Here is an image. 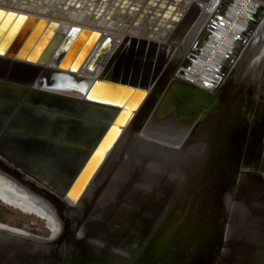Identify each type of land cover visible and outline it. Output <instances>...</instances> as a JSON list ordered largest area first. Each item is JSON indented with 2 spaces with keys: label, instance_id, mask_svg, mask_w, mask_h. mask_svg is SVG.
<instances>
[{
  "label": "water",
  "instance_id": "obj_1",
  "mask_svg": "<svg viewBox=\"0 0 264 264\" xmlns=\"http://www.w3.org/2000/svg\"><path fill=\"white\" fill-rule=\"evenodd\" d=\"M10 1L13 5L21 1L22 9L28 3H43L48 8L55 2L58 9H62V13L69 12L72 7L79 13L84 8L86 15L92 14L93 20L102 17L109 22L111 28L117 27L121 30L128 27L130 18L144 3V0ZM175 1L164 4V12L155 13L151 9L153 6L150 0V7H146L142 16L134 22L131 31H135L151 13V17L156 16L155 31L164 28L165 21L169 18L175 22L179 12L183 10ZM254 1L245 8L240 19L230 29L232 14L239 11L244 2L232 0L228 9H220L209 19L208 22L216 23L211 27L212 30L202 40L196 39L190 46V60L185 72L195 75L207 65L205 75L197 85L175 81L162 94L166 79L173 73L175 64L172 62L168 65L167 73L162 78L160 76L166 72L164 64L158 69L157 78L152 83L155 87L149 93L150 96L147 95L151 100L150 104L141 112L142 116L137 122L141 125L145 120L152 119L153 122H165L164 128L174 125L181 129L180 132L176 131L181 136L180 139H158L153 142L143 140L139 138L140 127L126 130L127 135L122 132L121 127L126 123L129 125L128 119L131 117L132 120L140 112V103L145 97L138 94V91L143 92L145 83L143 85L138 79L143 78L149 69L147 60L143 62L140 56L142 51L139 48L137 50L131 46L126 53L121 48L115 49L118 40L116 36L108 35L96 45V53L88 65L89 72L95 76L102 64L106 60L108 62L102 77L98 79L75 75L73 68L75 63L81 62L94 37L98 35L97 32L91 34L89 42L87 41L74 60L72 71L54 72L39 67H27L23 71L18 65L3 63L5 72L12 71L15 67L17 70L13 72L14 75L22 73L33 84L15 82L19 81L18 78L15 81H0V173L41 199L54 212L60 223V231L57 236L52 233L49 237H41L0 223V264H110L113 260H131L132 264H249L250 257V264H255L253 259L257 257V250L251 252L242 249L247 240H254L255 243L260 241V251L264 250L262 230H254L259 225L263 229L264 225V76L258 82L245 81V85L238 87V91L231 80V72L239 62L242 49L250 43L264 22V0ZM162 5L163 3L160 7ZM195 7L191 18L180 31L185 32L192 18L200 16L201 6ZM172 9L175 11L170 17L169 12ZM0 18L3 19L0 24V38L9 26L8 33L0 40V52L8 47L7 41L12 38L13 42L8 48L11 51L16 50L24 37L31 32L17 52L10 53L14 58L27 54L30 45L39 35L41 25L45 24L44 20H39L28 28L29 22L35 21L34 18L27 19L26 15L3 9H0ZM245 19L252 20L248 31L245 28ZM6 22L7 26L4 28ZM85 32L71 28L54 56L47 60H50L49 64H52L61 50L67 49L65 45L72 41L76 33L78 35L75 43ZM225 34L224 42L215 50L219 39ZM57 36L38 60L45 61L60 38ZM190 36L193 37L192 34ZM41 40L27 60L39 48ZM212 55L213 58L207 63ZM25 61L26 59L23 63L28 66V61ZM110 71L111 76L105 79L106 73ZM248 88L251 90L248 91ZM229 89L236 91L235 96L239 98L251 93V118L246 121L243 118L238 120L236 129L230 130L226 140L220 144L219 150L222 149L223 152L224 149V157L218 160L217 155L210 161L213 185L207 191L212 197L209 201V220L200 222L202 227H206L207 231L204 233L207 235L203 241L194 244L181 236L183 231L180 235L171 236L172 201L177 193H181V188L185 186L190 175L186 173L184 176L177 168L180 165L184 168L187 166L189 172L195 173V167L205 160L203 142L198 150L195 145L188 147L187 140L190 136L197 142L203 138L200 132L195 133V128H192L194 120L197 121L196 117L202 112L204 105L207 109L210 108ZM65 91L78 95H68ZM199 120H202L201 117ZM187 129L191 131L188 133ZM255 129L259 131V145L252 149L248 138L253 137ZM187 134L190 135L188 138ZM137 141L145 145L142 151L135 149ZM113 153L115 157H119V161L127 163L123 176H114L112 161L101 172ZM156 159L162 166L171 164L172 173L167 178L176 191L167 204H164V199L160 200L155 211L157 217L155 212L152 217L148 216L152 218V223L151 226L144 225V233L137 228L133 235L129 233V239L125 234L122 240L118 239L116 235L117 231L121 232V221L114 215L116 210L111 213L114 207L110 209V204H118L115 201L120 194L119 188L133 170H140L144 177L143 180H136L128 189L135 192L154 188L153 180L151 182L145 179L149 176L154 179V173L161 170V167L152 165ZM226 170L231 178H235L230 188L223 185V179L216 178V173ZM246 171L254 172L256 181L250 180ZM102 180H105L104 183L99 184ZM113 186L115 188L112 189ZM95 187H98L97 192ZM217 187H220L219 190L222 188L220 192L218 189L214 190ZM89 190L94 191V197L90 200L86 199ZM106 192L109 194L108 199L103 203L98 202ZM92 220L95 223L90 224ZM99 220L104 225L102 236H97L99 233L95 235L94 232L98 231L92 230ZM128 230L130 232L132 227ZM259 237L261 239L257 240ZM238 241L241 242V247H238ZM195 246H198L196 254L190 255Z\"/></svg>",
  "mask_w": 264,
  "mask_h": 264
},
{
  "label": "bare ground",
  "instance_id": "obj_2",
  "mask_svg": "<svg viewBox=\"0 0 264 264\" xmlns=\"http://www.w3.org/2000/svg\"><path fill=\"white\" fill-rule=\"evenodd\" d=\"M149 1L150 0H144V3L142 4V6H140V9L138 11L136 10L134 16L132 18H130V21L128 22V27L124 30H121V29H117V27L111 28V26L108 24L109 22L104 20L102 17L101 18L99 17L100 18L99 20H96V21L93 20L92 14L86 15V11L84 8L81 9V11L79 13H77V11L74 7H72L69 10L70 13L69 12L62 13V9L59 10L55 2H52V4H50V6L48 8H46L45 5H43V3L41 5L35 4V2L30 3V4L28 3V6H26L22 9L21 8V4H22L21 1L18 2L17 5H13L10 0H0V9L6 10V11H14L17 14L20 13V14L26 15L27 19L34 18L35 21H30L28 24V28L30 26H34L35 24H37L39 20L45 21V24L41 25L42 26L41 30L39 32V35L36 37L35 42H33L32 45H30L27 54H23V56H20V57L15 56V58H14V55H11L10 53L15 54L17 52L18 48H20L23 45V43L25 42V40H27V38L31 34V32L28 33L24 37L22 43H20L19 47L14 51L9 50V48H8L11 45V43L13 42V38L7 41L8 47L4 48L3 51L0 52L1 53L0 58L3 59V60L0 59V81L2 80V81H8L9 82V81H15L16 80L15 78H18L19 81H15V82H21V83H26V84L28 82V84H31V85L33 84V83H31L32 81H30L28 79V77H26V75H23L22 73H20L18 75H14L13 72L15 70H17L15 67L12 71L5 72L4 71L5 70L4 65L5 64L7 65L9 63H12L13 65L20 66L21 68H23V71H26L27 67L28 68L39 67L43 70H49V71H54V72L55 71H61V70L72 71L71 69H72V65L74 63V60L76 59L78 54L83 50L84 45H86L87 41L91 38V34L93 32H97L98 35L94 37V41L90 44L88 51L83 55V57L81 56L82 57L81 62L79 64H76V63L74 64L73 68H75L74 69L75 75H78V76L80 75L82 77H87V78H92V79H98V78L102 77V75L104 73V69L106 67V64L108 63L107 60L98 69V71L95 73L96 74L95 76L92 75L94 73L89 72L88 65L91 62L92 57L94 56V53H96L95 52L96 47H97L96 45L99 42H101L106 36L113 35V36H116L118 38V40L114 46L115 49L121 48L122 52L126 53V52H128V50L131 46H134V48H136L137 50L139 48V50L142 51L140 56L142 57L143 62L145 60H147V62H148V63L146 62V65H147V68L149 69V72L143 78L138 79L142 84L145 83V85L143 84L144 85L143 88L140 87V88H142L144 93L142 91L141 92L138 91V94H140L141 96L143 95V97H145L144 98L145 100L147 98V95L150 96L149 93H151L155 87V86H152V83H153V80L157 78L158 69L162 66V64H164V71H166V72H163L164 74L160 76L161 78H162V76L166 75V73H167L166 68L168 67V65H170L172 62L175 64V66H174L175 68H173L174 71H172L173 73H170L169 77L166 79V84L164 86L165 89L162 91V94H164L167 91L168 87L172 84V82H175V81L197 85V83L200 81L201 77L203 75H205V69H206L207 65L204 66L195 75L191 74L189 72L188 73L185 72L186 71V65L189 63V60H190L189 59L190 56H188V53L190 52V49H191L190 48L187 51V46L189 44L187 43L188 44L187 45L185 42L191 33H193L192 34L193 35L192 40L196 37L195 36L196 34H194L195 33L194 30L196 31L198 28L194 29V30H193V28L198 23L199 19L201 18L202 14L204 13L205 9H207L206 10L207 12L205 11L206 12L205 16L208 15L210 17V14H212V12L214 11L215 8L217 10L214 13L219 12L220 9H222V8L228 9V7H230V5L232 3V0H176L177 1L176 5L183 8V10L180 11L179 14L177 15L178 17H176L175 22H172L171 18H169L165 21L166 26L164 28H162L161 30L155 31L154 30V26H155L154 21H156L155 20L156 16L151 17L152 16V13H151V14L147 15V18L145 17V20L143 21V23L141 25L136 27L135 31H131L134 22L140 16H142V13L146 9V7H150V5H148ZM172 1L173 0H152V6L153 7L151 9L155 13L164 12V10H165L163 7L164 4H168V2L170 3ZM200 1L203 2V4H201ZM209 2L210 3L212 2L210 4V7L208 8V6H209L208 5L204 9L203 6ZM251 2L254 3L255 1L254 0H244L239 11H236L235 14H232V21L229 25L230 29H232L234 27L235 23L240 19L243 12L245 11V8L249 7ZM162 3H163V5L160 7V4H162ZM195 5L201 6L200 16L196 15L195 17H193L194 19L192 18V20L190 21L189 26H187L188 28H186L185 32L180 31V30H183L185 23H187V21L191 18V14L194 11ZM174 11L175 10H173V9L170 10V12H169L170 17L173 16ZM214 13H213V15H214ZM212 17L213 16H211L210 18H212ZM2 21H3V19L0 18V24L2 23ZM25 23H27V20ZM51 23H53L54 25L50 26ZM72 23H77V25L79 23L86 28L80 27L81 25L80 26H77V25L73 26ZM251 23H252V20L245 19V28H247L246 29L247 31L250 29L249 26ZM215 24L216 23H214V22H207L206 23L205 18H203V25H205V26H203L201 33L198 35V37L196 39L202 40L203 37L212 30L211 27H213ZM5 26H7V22L4 25V28H6ZM150 26H152V28H149ZM71 28H74L75 30H78L80 32L85 30L86 32L82 34L81 38L76 43H75V41H76L77 37L74 36L72 38V41L69 44L65 45L67 49L61 50V52H59V55L53 60L52 64L50 65L49 64L50 60L49 61H47V60L54 56L56 51L59 49V47L64 42V40L67 36V33L69 32V30ZM25 29H24V31H25ZM8 31H9V26H8V28L5 29L3 37H5V35L8 33ZM78 33H76V34L78 35ZM56 35H58L57 37L60 36V38L54 44L50 54L46 57L45 61L42 62V61L38 60V58L43 53L44 49H46V47L49 45V43L52 41V39ZM3 37H1L0 40ZM225 38H226V34L222 38L219 39V41L217 43V47L215 50H217L222 45ZM196 39H195V41H196ZM40 40H41V44H39V48L33 52L31 59L27 60L28 56L32 53L36 44ZM161 41H163V42H161ZM250 43L248 44L249 46L251 45L249 48H248V45L244 46V48L242 49V52H241V56L243 55L244 52H245V54H247L252 48L255 47V46L253 47V45L257 44L256 46L261 48L259 50H263V52L260 56V59H259V61H260L262 58V55L264 57V22L262 25H260V27L256 31L254 37L251 39ZM82 44H84V45H82ZM184 48H186V51L188 53H187V55L184 56L183 61L180 60L181 58L174 57V54L178 49L182 50ZM133 52L136 53V50H134ZM257 52L259 53V51H257ZM179 55H180V53H179ZM249 55H250L251 59L248 57H245V55H244L243 58H245L244 61L246 60V62H243V63H245V64L243 66H241L243 63L241 64L239 62L238 64H236L234 66V69L232 70L233 73L231 72V75H232L231 80L234 83V85L237 86V91H238L239 86H242L243 84L245 85V83L247 81L252 80V77H250L251 72H253V73L258 72V71H252V69H251L252 66L250 67V65H252L251 61H252L253 56L255 54L250 51ZM241 56H240V58H241ZM12 58H14V59H12ZM212 58H213V55L208 59L207 63H209ZM24 59H26L25 62L28 61V66L26 63L25 64L23 63ZM3 63H5V64H3ZM29 65H31V66H29ZM263 67H264V61H263ZM179 68H182V69H179ZM238 69H240L243 73L242 74L238 73L237 72ZM261 69H262V67H261ZM69 73H71V72H69ZM185 73H187V75ZM111 74H112V71L107 72L105 75V79H107V77H110ZM240 75H241V77H239ZM215 76H216V74L214 75L213 78H215ZM262 76H264V72H263ZM236 77L239 78L240 83L238 81H236ZM217 81H218V79H217ZM195 82H196V84H195ZM238 84H241V85H238ZM247 90L250 91L251 88H248ZM65 93H67L68 95H72V96L78 95L76 93H69L68 91H65ZM247 95H251V93H249ZM145 100H142V102L140 103L141 109L139 108L140 109L139 114H136L134 112V114H136L134 116V118L132 120H131V117H130V119H128L129 125H127L128 123H126V124H124V126L121 127V129H123L122 132H124V134L127 135V131L133 130V128L140 127L139 138L143 139V140L147 139V140H150L151 142H153V141H156L158 139H166L167 140L166 137L171 132L172 133L174 131L180 132L181 129L175 128L174 125L171 127L170 126L171 124H168V126H170V127L164 128L165 122H161V121H159V122L154 121L153 122L152 119L151 120L150 119L145 120L144 123H141V125H139V122H137V121L142 116L141 112L144 109L148 108V106L150 104L149 102L151 101L150 98H147V100H146L147 102H145ZM152 109H153V107H152ZM174 121H176V120H174ZM175 124H176V122H175ZM160 125H162V126H160ZM164 132L167 133L166 134L167 136L164 135L163 137H160V138L157 137L158 133H162V135H163ZM177 136H178V134H177ZM180 138H181V136L178 139H180ZM169 140L171 141L173 139H169ZM201 142H202L201 139H199L198 142L195 141L194 145L198 146V150L200 149L199 146H200ZM136 144H137V148H135V149L138 151H142V149L145 148V145L141 141H137ZM118 149H119V147H118ZM115 156L116 155L113 153L109 157V160H108L109 162L105 165V167L101 170V172H104L105 169H107L108 164H110V162L112 161L114 163L113 169H115L114 170V176L120 177V176H123V173L125 172L127 163H125V161H119L120 160L119 157L118 156L115 157ZM169 156L172 159H174V156L172 154H169ZM185 157H186V155L184 156V158ZM134 158L136 159V157H134ZM174 160H176V158ZM160 163L161 162L158 159H156L155 161L152 162V165H153V167L155 166L157 168H160L161 167ZM102 175H103V173H102ZM149 177H151V176H149ZM96 178H95V180H96ZM151 180L152 179L150 178L149 181H151ZM113 188H115V187L113 186L112 189ZM110 191H112V190L110 189ZM92 197H94V191L89 190L86 199L90 200ZM108 197H109V194H107V192H106L102 196L101 200H99L98 202L101 201L100 203H103L105 201V199H108ZM0 200L5 205H8L9 207H11L15 210H19L24 214L33 215V216H36L42 220L43 219L46 220L48 222V224H50L51 226L54 227V228L53 227L51 228L52 231H54V230L56 231V228H58L57 229L58 232H54V236L58 235V233L60 231V223L57 220L54 212L51 209H48L46 207V204H44L41 201V199L37 198L31 192L25 190L24 188L17 185L15 182L11 181L10 179L4 178L1 175V173H0ZM55 224H57L58 227ZM8 227H10V226H8ZM11 228H13V227H11ZM15 229L19 230V228H15ZM20 230L27 233V231H25V230H22V229H20ZM231 237H232V235H231ZM260 239H257V240H260ZM254 243H255L254 240H247L245 242V245H244L242 250H250L251 252L257 250L255 255L256 256H263L264 252H258V251H260L259 247L261 246V242L259 241V242L255 243V245H254ZM238 247H241L240 241H238ZM252 247L254 249H251ZM239 249H241V248H239Z\"/></svg>",
  "mask_w": 264,
  "mask_h": 264
},
{
  "label": "rangeland",
  "instance_id": "obj_3",
  "mask_svg": "<svg viewBox=\"0 0 264 264\" xmlns=\"http://www.w3.org/2000/svg\"><path fill=\"white\" fill-rule=\"evenodd\" d=\"M200 3L203 4V2H201V1H200ZM211 3L209 2V3L205 4L203 6L204 9L208 5H209L208 6V8H209ZM206 10L207 9L204 10V13L202 14L198 23L193 28V30L198 28L196 31L194 30V32H195L194 34H196L195 35L196 37L192 40L191 36H189L185 42L186 44L187 43L189 44V45L187 44L188 45L187 51H188V49H190V46L192 45V43H194L195 39L201 33L203 26H205V25H203V18H205L206 23H207L209 21L210 17L213 15V13L217 9L216 8L214 9L212 14H210V17L208 15L205 16V14L207 12ZM72 24H73V26L77 25V23H72ZM80 25L81 24L78 23L77 26H80ZM80 27L86 28L82 25ZM191 34H193V33H191ZM75 36H77V34ZM161 42H163V41H161ZM82 45H84V44H82ZM256 45L257 44L253 45V47L254 46L255 47L250 50L252 53L255 54L253 56L252 61H251L252 65H250V67L252 66V68H251L252 71H258V72H256V73L251 72L250 77H252V80H256V82H258V79L262 77L263 72H264V67H263L264 57L262 55V58L259 61L263 50H259L261 48H259ZM250 46L248 45V48ZM187 51H186V48H184L182 50L178 49L175 52L174 57L181 58L180 60L183 61L184 56L187 55V53H188ZM250 51L247 54H245V52L243 53V55L239 59V62L241 64L243 62H246V60L244 61L245 58H243L244 55H245V57H248L251 59V57L249 55ZM257 51H259V53ZM179 53H180V55H179ZM244 64L245 63H243L241 66H243ZM261 67H262V69H261ZM237 72L240 74L243 73L240 69H238ZM239 77H241V75ZM252 80H250V81H252ZM236 81H238L240 83V80L238 77H236ZM195 84H196V82H195ZM239 87H241V86H239ZM176 133H178V132H176V131H174L173 133L171 132L168 136L166 135L167 134L166 132H164L163 135H162V133H158L157 137L160 138V137H163L164 135H166L167 140H169V139L174 140V139L179 138ZM212 155H213V151H210L208 153L209 158L206 161H203V160L200 161V165L195 167V171L198 172V174L193 175V174H191V171L189 172L190 175L185 182L186 186L181 191V193L176 194V196L174 197V199L172 201L173 209L170 213V218H171L170 222L172 221V223H173L172 227L170 229L171 236L180 235L179 233L181 231H183L181 236L184 237L185 239H189L190 243L193 242L194 244L200 240L203 241V238H205L207 235L206 233H204L207 231L206 227L205 228L202 227L200 222H208V220H209V211H210L209 201H210V199H212V197L209 196L207 191L210 188H212V185H213V176H212V172L210 170V161H209L210 157ZM149 179H150L149 177L146 178V180H148V181H149ZM152 180H151V182H152ZM154 207H155V205L153 203H151V201H149V200H147V202H145L143 206H139L137 203H135L133 205L126 203L125 207H123V209H117L114 215L116 218H118L121 221L120 222L121 227H124L125 224L126 225L128 224L129 226H133V227L143 229L145 224L151 226V223H152L151 217L153 215V212L155 211L153 209ZM144 209H153V210H151L149 212L148 210L145 211ZM111 213H113V210L111 211ZM148 216H151V217H148ZM0 223L6 224V225L13 227V228H19V229L25 230L31 234L41 236V237H49L52 233L54 235V232H58V230H57L58 228H56V231L55 230L52 231L51 228L53 226L48 224V222L46 220H44V219L42 220V219H40L36 216H33V215L24 214L19 210H15V209L9 207L8 205H5L1 200H0ZM55 225L57 226V224H55ZM184 225H186V226H184ZM254 230H256V231L262 230L261 234H263L262 238H263V245H264V232H263L264 231V225H263V229L259 225V227L255 228ZM259 239H260V237H259ZM197 247L198 246H195L194 248H192V250L190 251V255L196 254ZM260 252H262V251H260ZM263 252H264V250H263ZM250 255H251V253L249 252V256ZM263 257H264V255L263 256H257L256 258L253 259L254 263L255 264H264V258ZM250 262H252V257H250L249 264H250ZM110 264H132V261L131 260L130 261L113 260L110 262Z\"/></svg>",
  "mask_w": 264,
  "mask_h": 264
},
{
  "label": "flooded vegetation",
  "instance_id": "obj_4",
  "mask_svg": "<svg viewBox=\"0 0 264 264\" xmlns=\"http://www.w3.org/2000/svg\"><path fill=\"white\" fill-rule=\"evenodd\" d=\"M235 92L236 91H234L233 89H229L226 93H224L222 95V97L220 96L219 102L214 103L208 109H207V106L204 105L202 112H200L199 116L196 117L197 121L194 120V124H193L192 128L193 127L195 128V130H194L195 133L200 132V134H202V136H203V138H200V139L203 142V148H204L205 155H206L204 161H206L209 158L208 153L210 151H213V155L210 157L209 161L214 159V156H217V155L219 156L218 160H221L224 157L223 156L224 149H223V152H222V149L219 150L220 144L222 143V141L226 140V137L229 134V131L232 129H236L235 125L237 124L238 120H240L241 118H243L244 121H246L247 119L249 120L251 118V117H249L250 114L252 113V111L250 112V110H251L250 108L252 105H250L251 103H249V101L250 102L252 101L251 95H247V94L243 95V96H241V98H242L241 99V98L235 96ZM244 103L246 105H243ZM199 117H201L202 120H199ZM240 123H239V125H242ZM186 125H187V123H186ZM186 128H187V126H186ZM187 130H189V129H187ZM190 131L191 130H189L188 133ZM188 135L189 134L186 135L187 138L190 136V135L189 136ZM252 136L253 137L251 139L248 138V140L251 143L250 148L254 149L255 146L259 142V137H260L259 131H256V129H255ZM190 137L187 140V142L189 141V143L187 144L188 147H192V145L195 144V140H192V138H190ZM219 153H220V155H219ZM141 164H142V162H140V166H142ZM160 165H161V168H160L161 170L158 171L157 173H154L155 177L153 176L154 179H153V183H152L154 185V188H151V190L150 189L149 190L143 189L141 191L133 192V189H131V190L128 189L129 187L134 185L136 180L137 181L143 180L144 176L142 174L143 172H141L140 170H133L131 175L126 174L128 178L124 182L123 186L121 188H119L120 194L117 196V198H116L117 200L115 201V203L118 201V204L115 206L110 204V209H112L114 207L113 212L117 209H123V207H125L126 203H129L131 205L137 203L139 206H143L144 203L147 202V200H149V201H151V203H153L155 205L154 208L156 211L158 208V204L160 203L161 199H164L165 200L164 204H167L170 201L173 193H175L174 191H176V188L174 185L171 184L170 180L167 178L172 173L171 164L170 165L166 164V166H162V163H160ZM187 168H188L187 166L184 168L183 165H180V166H178L177 171L180 173L183 172L182 174H184V176H185L186 173H189V170H187ZM182 169H183V171H182ZM246 172L248 173L247 177L250 180L256 181V177L254 176V174H255L254 172H250V171H246ZM191 174L196 175V174H198V172H195V173L191 172ZM216 174H217L216 178H218L219 180H220V178L223 179V185L226 188L232 187L233 182L235 181V178L234 177L231 178V174L229 172H227V170L225 172H222V173L218 172ZM187 179H188V177H187ZM104 181L105 180H102L99 184L104 183ZM106 182H108V180H106ZM184 187L181 188V191L184 189ZM144 188H146V186H144ZM219 188L220 187L214 188V190H216V189L219 190ZM220 190H219V192H220ZM97 191H98V187H95V192H97ZM213 199H214V197H213ZM121 201H122V203H120ZM153 209H148V211L150 212ZM144 210L146 211L147 209H144ZM156 214H157V212L154 213L155 216H156ZM93 221L94 220H92L89 223L90 224L95 223ZM101 222L102 221L99 220L98 223L96 224V226L92 227V230L94 229V231H98L96 233L94 232L95 235L99 233V235H97V236H102L101 233H103L104 225ZM117 225H118V223H117ZM127 226H128V228H130V226L128 224H127ZM131 227H132V230L129 232V230H128V228H126V224H125V226L120 229L121 232L117 231V235H116L117 238L122 240L123 234H125L126 238L129 239V233H131V235H133L135 233L134 231L137 230V227H133V226H131ZM141 230L142 229H139L138 231L143 232L144 229L142 231Z\"/></svg>",
  "mask_w": 264,
  "mask_h": 264
}]
</instances>
